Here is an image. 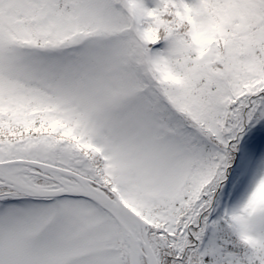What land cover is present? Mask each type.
Returning <instances> with one entry per match:
<instances>
[{
    "label": "snow or ice",
    "instance_id": "6c2138e0",
    "mask_svg": "<svg viewBox=\"0 0 264 264\" xmlns=\"http://www.w3.org/2000/svg\"><path fill=\"white\" fill-rule=\"evenodd\" d=\"M0 264H264V0H0Z\"/></svg>",
    "mask_w": 264,
    "mask_h": 264
}]
</instances>
